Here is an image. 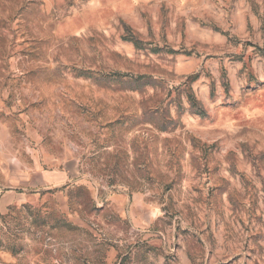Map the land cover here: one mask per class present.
<instances>
[{"label":"rangeland","instance_id":"obj_1","mask_svg":"<svg viewBox=\"0 0 264 264\" xmlns=\"http://www.w3.org/2000/svg\"><path fill=\"white\" fill-rule=\"evenodd\" d=\"M0 264H264V0H0Z\"/></svg>","mask_w":264,"mask_h":264}]
</instances>
